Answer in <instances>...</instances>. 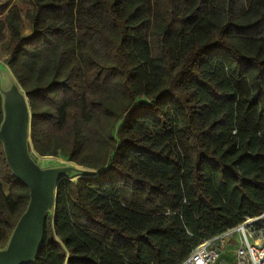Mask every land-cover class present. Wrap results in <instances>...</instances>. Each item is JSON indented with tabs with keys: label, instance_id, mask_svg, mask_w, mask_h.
<instances>
[{
	"label": "trees",
	"instance_id": "16d2710c",
	"mask_svg": "<svg viewBox=\"0 0 264 264\" xmlns=\"http://www.w3.org/2000/svg\"><path fill=\"white\" fill-rule=\"evenodd\" d=\"M30 3L5 49L33 149L98 171L61 181L34 264H180L264 211V0ZM28 203L0 141V248Z\"/></svg>",
	"mask_w": 264,
	"mask_h": 264
},
{
	"label": "water",
	"instance_id": "95a60500",
	"mask_svg": "<svg viewBox=\"0 0 264 264\" xmlns=\"http://www.w3.org/2000/svg\"><path fill=\"white\" fill-rule=\"evenodd\" d=\"M0 94L3 107L0 141L13 174L29 188L27 208L7 245L0 248V264H34L44 243L47 218L49 215L54 218L56 213L61 181L86 177L78 175L86 169L74 162L45 168L33 157L30 100L8 65L0 67Z\"/></svg>",
	"mask_w": 264,
	"mask_h": 264
},
{
	"label": "built area",
	"instance_id": "2783aa9c",
	"mask_svg": "<svg viewBox=\"0 0 264 264\" xmlns=\"http://www.w3.org/2000/svg\"><path fill=\"white\" fill-rule=\"evenodd\" d=\"M263 232V240H251L254 233ZM235 233L240 238L232 264H264V211L255 217H248L238 226L206 239L197 245L180 264H214L220 260L219 248ZM221 264H230L223 262Z\"/></svg>",
	"mask_w": 264,
	"mask_h": 264
},
{
	"label": "rangeland",
	"instance_id": "374dc122",
	"mask_svg": "<svg viewBox=\"0 0 264 264\" xmlns=\"http://www.w3.org/2000/svg\"><path fill=\"white\" fill-rule=\"evenodd\" d=\"M30 0H0V67L5 68L7 63L6 43L15 40L17 37L29 36L32 28L26 13L30 8ZM33 157L45 168L61 166L70 163L62 156H41L37 152H32ZM85 168V167H83ZM78 175H97L98 171L85 168ZM79 178V177H78ZM77 179V178H75ZM232 247L237 246L231 243Z\"/></svg>",
	"mask_w": 264,
	"mask_h": 264
},
{
	"label": "crops",
	"instance_id": "0c3cea01",
	"mask_svg": "<svg viewBox=\"0 0 264 264\" xmlns=\"http://www.w3.org/2000/svg\"><path fill=\"white\" fill-rule=\"evenodd\" d=\"M240 235L239 233H235L233 235V237L231 239H229L228 241H226V244L221 246L219 248L220 251V260L217 263L214 264H221L223 262H227V263H234L235 261V250L237 246L232 247L231 243H236V245H238V241H239ZM251 240H263V232L259 231L254 233L253 237L251 238Z\"/></svg>",
	"mask_w": 264,
	"mask_h": 264
},
{
	"label": "bare ground",
	"instance_id": "6f19581e",
	"mask_svg": "<svg viewBox=\"0 0 264 264\" xmlns=\"http://www.w3.org/2000/svg\"><path fill=\"white\" fill-rule=\"evenodd\" d=\"M79 174V173H78Z\"/></svg>",
	"mask_w": 264,
	"mask_h": 264
}]
</instances>
